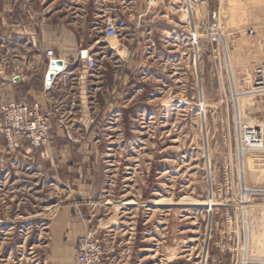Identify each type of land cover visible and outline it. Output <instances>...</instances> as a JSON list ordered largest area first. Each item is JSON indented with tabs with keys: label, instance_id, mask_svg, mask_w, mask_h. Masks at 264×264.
Masks as SVG:
<instances>
[{
	"label": "rangeland",
	"instance_id": "1",
	"mask_svg": "<svg viewBox=\"0 0 264 264\" xmlns=\"http://www.w3.org/2000/svg\"><path fill=\"white\" fill-rule=\"evenodd\" d=\"M74 11L86 15L88 40L104 38L107 20L117 27L126 51L106 44L97 57L116 65V98L107 100L103 80L98 110L78 123L56 108L64 139L98 142L70 147L73 167L52 174L35 158L52 152L51 124L48 141L27 153L34 159L22 157L25 141L9 149L0 132V264H54L56 238L70 235L76 259L87 232L102 264H264V150L241 152L237 132L238 119L264 124V52L247 54L244 40L225 52L209 36L214 13L263 22L264 0H0V107L14 102V75L42 68L46 18L63 24ZM138 12L146 21L134 33ZM65 207L83 219L77 232L58 224Z\"/></svg>",
	"mask_w": 264,
	"mask_h": 264
},
{
	"label": "crops",
	"instance_id": "2",
	"mask_svg": "<svg viewBox=\"0 0 264 264\" xmlns=\"http://www.w3.org/2000/svg\"><path fill=\"white\" fill-rule=\"evenodd\" d=\"M127 7L128 5L124 6L125 9H127ZM73 15L74 16L70 20L65 21L63 24L54 22L52 19L48 21L49 17H47V21L42 25L43 37L40 44L43 46L44 50H52L55 58L63 60L64 64H62L61 70L53 77L52 87L46 89L43 84L46 70L49 67L45 54L42 57V68L38 73H20L17 75V78H14V75L10 79L11 99L13 101L27 100L37 102L41 112L47 114L48 118L51 120L50 124L55 132V137L51 140L52 152H50L49 156L47 155L45 157L35 155V158L44 165L46 169L44 173L51 172L52 174L53 170L57 171L64 166L73 167L72 165L75 163L73 157L76 155L74 154V149L71 151V149H69L70 147H78L80 151V147L93 146V143L98 142L95 140H84L78 144H73L64 139L61 136L62 127L54 119L56 108L67 115L70 124L78 123L76 122L77 116L91 114L98 110L95 101L96 97L99 98V95H104V91H99L103 80H106L107 84H109L107 89V100L116 98V65L110 64L109 59L103 60V58H101L99 60L97 58L99 53L105 54V50L103 49L108 48L104 38L98 36L88 40L87 36L91 35V30L90 26L87 25L86 15L82 11H74ZM136 15L139 22L133 27V32L140 33V28L142 26L141 19L145 23L147 13L138 12ZM85 48L94 58V67L92 68H88L84 61L78 58L79 50ZM104 61L106 63H104ZM126 77L127 75L124 73L123 79H126ZM110 81L112 82L111 88ZM109 104L110 103H108V105ZM107 109L110 115L113 114V112L116 113L113 109V111H110L109 106ZM22 144L20 145L22 147L21 151H25L22 157L34 159L33 155L30 154L31 156H29L27 154L30 145L26 144V142ZM77 158L83 163L82 166L85 169L83 170L85 174H89L90 167L86 165L88 157L77 155ZM0 161L1 163L3 162L1 157ZM86 177L87 175L84 176V178ZM86 186L88 185H84V188H82L84 191L83 193H86V190L89 191ZM58 213L56 219L60 226L71 227L77 232L83 224V219L78 212L72 210L70 207L61 208ZM74 236L75 235H70V237L65 236L63 238H56L51 251V258L55 260L54 264L76 263L75 253L71 246Z\"/></svg>",
	"mask_w": 264,
	"mask_h": 264
},
{
	"label": "built area",
	"instance_id": "3",
	"mask_svg": "<svg viewBox=\"0 0 264 264\" xmlns=\"http://www.w3.org/2000/svg\"><path fill=\"white\" fill-rule=\"evenodd\" d=\"M161 0H147L149 6H157ZM215 20L209 26V36L219 41L224 49H229V45H236L237 42L244 40L243 51L254 56L264 52V21L259 23L229 24L223 15L219 22L218 15H212ZM104 38L106 44L121 56L126 48L120 42L119 33L112 20H107L104 26ZM121 53H120V52ZM48 65L58 58H55L53 51L46 50ZM78 58L84 61L88 68L94 67V58L85 48L80 49ZM62 61V60H61ZM58 72V70H55ZM49 73V72H48ZM45 77L47 76V74ZM53 74V73H52ZM55 74H53V77ZM53 79L47 83L44 78V87H52ZM65 128L66 125H64ZM238 137L240 150L259 151L264 150V124L243 123L238 119ZM0 132L4 135L6 146L9 149L17 148L21 142H27L32 148H40L50 137V123L48 116L42 113L37 102L14 101L0 107ZM76 263L77 264H102L103 251L93 240L91 232H87L80 237L76 244Z\"/></svg>",
	"mask_w": 264,
	"mask_h": 264
},
{
	"label": "bare ground",
	"instance_id": "4",
	"mask_svg": "<svg viewBox=\"0 0 264 264\" xmlns=\"http://www.w3.org/2000/svg\"><path fill=\"white\" fill-rule=\"evenodd\" d=\"M222 45H223V47H224V51L226 52V49H225V46H224V43L222 42ZM120 52V51H119ZM121 53V52H120ZM62 58V57H61ZM59 59V58H58ZM62 59H65V58H62ZM61 60V59H60ZM62 64H63V60H62ZM64 65V64H63ZM49 66V65H48ZM48 72H51V73H53V74H57V72L55 71V70H51L50 69V67H48V69L46 70V73H48ZM46 73H45V75H46ZM233 75H230L229 76V84H230V90H231V92H232V95H233V97H234V102H235V106H236V109H237V100H238V97H239V95H241L242 94V92H238L237 90H236V88H235V85H234V80H233V77H232ZM238 132V131H237ZM236 138H237V136H236ZM240 151V150H239ZM244 157L241 159V158H239V160H238V163H239V168H240V186H241V192H242V194H246L248 191H249V189L247 188V186L245 185V182H244ZM257 192V191H256ZM129 203V202H128ZM131 204V203H130ZM243 208H245V207H243ZM244 223V222H243ZM247 232V235H248V230L246 231ZM244 240V239H243ZM245 241V240H244ZM247 243V242H246ZM245 250V249H244ZM245 253H246V250H245ZM244 258V260H246V261H248L249 260V258L246 256V257H243Z\"/></svg>",
	"mask_w": 264,
	"mask_h": 264
},
{
	"label": "water",
	"instance_id": "5",
	"mask_svg": "<svg viewBox=\"0 0 264 264\" xmlns=\"http://www.w3.org/2000/svg\"><path fill=\"white\" fill-rule=\"evenodd\" d=\"M62 68V61L60 59H55L50 63V69L53 70H61ZM53 79V74L49 72L45 77L47 83H49Z\"/></svg>",
	"mask_w": 264,
	"mask_h": 264
}]
</instances>
